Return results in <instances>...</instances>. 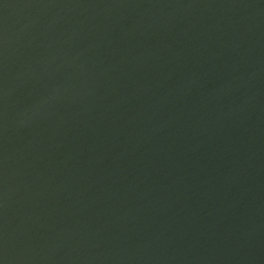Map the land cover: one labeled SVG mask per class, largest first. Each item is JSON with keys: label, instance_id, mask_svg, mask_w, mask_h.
<instances>
[{"label": "water", "instance_id": "water-1", "mask_svg": "<svg viewBox=\"0 0 264 264\" xmlns=\"http://www.w3.org/2000/svg\"><path fill=\"white\" fill-rule=\"evenodd\" d=\"M0 264H264V0H0Z\"/></svg>", "mask_w": 264, "mask_h": 264}]
</instances>
